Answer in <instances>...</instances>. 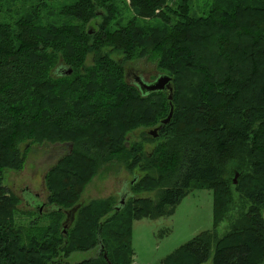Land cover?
I'll return each mask as SVG.
<instances>
[{"label": "trees", "instance_id": "16d2710c", "mask_svg": "<svg viewBox=\"0 0 264 264\" xmlns=\"http://www.w3.org/2000/svg\"><path fill=\"white\" fill-rule=\"evenodd\" d=\"M166 1L129 0L123 10L115 0L62 5L58 14L79 24L41 23V2L0 22V264H133L132 216H169L194 187L213 191V227L159 264H203L211 248L212 264L264 262V0H211L203 16L189 14L190 0L178 11ZM126 6L135 15L123 23ZM154 14L166 24L178 19L161 34L146 31L138 17ZM96 17L89 34L85 24ZM149 56L171 76L166 124L167 92L125 79L126 61ZM154 125L156 137L141 134L155 141L149 150L129 140L138 127ZM21 140L68 144L43 176L55 206L50 222L27 243L15 222L19 199L1 171L22 166ZM114 157L143 172L132 179L134 193L159 189L157 197L80 202L99 163ZM68 212L73 221L64 227ZM223 221L228 230L218 235ZM90 249L93 257L65 260Z\"/></svg>", "mask_w": 264, "mask_h": 264}, {"label": "rangeland", "instance_id": "374dc122", "mask_svg": "<svg viewBox=\"0 0 264 264\" xmlns=\"http://www.w3.org/2000/svg\"><path fill=\"white\" fill-rule=\"evenodd\" d=\"M74 0H1L0 4V22H13L19 15L29 9L30 6L44 2L45 6L39 8V15L42 16L41 23H61L63 21H72L70 24H79L77 20L61 17L58 14L62 5L68 4ZM119 9L123 10V3L128 4L129 0H115ZM181 0H167L166 6L169 11L175 9L178 11ZM211 0H190L189 14L203 16L209 10ZM46 11L48 13H46ZM160 12V9L156 10ZM127 17H124L123 23L127 21L135 11L130 7L124 9ZM154 17H138L140 25L147 30H152L161 34L166 26H172L176 17L171 18L169 23L160 20L157 15ZM99 18H93L85 24V29L92 34L93 29H97ZM118 25L116 20L110 25L115 29ZM106 49V48H105ZM114 58H119L117 51H109ZM91 55L86 59V65L91 62ZM90 65V64H89ZM125 79L128 83L138 84L135 77L139 76L145 82L155 81L161 74H167L156 67L155 57L133 58L124 63ZM167 116V115H166ZM166 118V117H165ZM164 119V118H163ZM171 119V118H170ZM162 120V119H161ZM160 120V123H161ZM157 125L138 127L129 135V140H139L143 144L144 150H149L155 144L154 140H146L141 134L152 137L148 132ZM24 155L22 166L18 169L1 168L3 184L10 193L15 194L19 201L16 205L15 222L26 233L24 243L30 238L40 239L39 231L50 222V212L55 206L47 203V189L44 185L43 176L46 170L53 165L56 160L68 150V144H59L57 142H43L41 144H30L26 140L17 142ZM71 147V145H69ZM99 170L93 176L92 180L85 186L79 201L88 202L94 198H105L112 196L114 199H120L123 193L134 194L135 196L152 198L157 197L159 189L152 191H141L134 193L131 190L132 179L139 177L143 172L139 167L129 169L123 159L117 157L111 160L100 162ZM133 192V193H132ZM241 206L239 207V209ZM238 209V210H239ZM264 218V208L262 209ZM65 216V214H64ZM52 217V216H51ZM62 218V216H61ZM72 222V221H71ZM71 223H68V227ZM228 222H221L216 232L222 235L228 229ZM213 227V191L206 187H194L177 204L174 212L169 216L141 217L131 218V248L133 250V264H159L160 260L174 251L177 247L190 240L203 230ZM212 248L210 256L203 264H212ZM95 250L72 252L65 260L69 263H76L83 259L93 257ZM264 264V262L262 263Z\"/></svg>", "mask_w": 264, "mask_h": 264}, {"label": "water", "instance_id": "95a60500", "mask_svg": "<svg viewBox=\"0 0 264 264\" xmlns=\"http://www.w3.org/2000/svg\"><path fill=\"white\" fill-rule=\"evenodd\" d=\"M91 31L89 30V33ZM71 70L68 71V73H70ZM140 78L139 76H137V82H138V86L142 91H159V90H165L167 92V97L168 100L170 102V109L169 112L166 116V118L161 120V123L166 124L167 122H169L171 115H172V110H173V105L171 103V99H172V85H171V76L168 74H161L160 76H158V78L151 82H145L143 81V79ZM150 135H152L153 137L157 136V128H154L152 130H150L148 132ZM236 182V176H234V183ZM121 203L124 202V198H121L120 200ZM118 208V207H116ZM69 213V212H68ZM68 213L66 214V220L63 223L64 227H67L66 225L68 223H72L71 221H73V216L72 215H68ZM72 213V212H71Z\"/></svg>", "mask_w": 264, "mask_h": 264}, {"label": "flooded vegetation", "instance_id": "af4514ba", "mask_svg": "<svg viewBox=\"0 0 264 264\" xmlns=\"http://www.w3.org/2000/svg\"><path fill=\"white\" fill-rule=\"evenodd\" d=\"M137 79V77H135V80ZM142 80V79H141ZM144 81V80H143ZM70 213H68V215H69Z\"/></svg>", "mask_w": 264, "mask_h": 264}]
</instances>
